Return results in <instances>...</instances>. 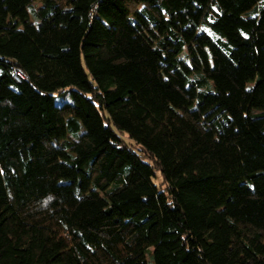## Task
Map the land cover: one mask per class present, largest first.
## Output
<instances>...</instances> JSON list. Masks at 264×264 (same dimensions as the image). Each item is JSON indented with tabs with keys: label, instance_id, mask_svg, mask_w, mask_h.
<instances>
[{
	"label": "trees",
	"instance_id": "obj_1",
	"mask_svg": "<svg viewBox=\"0 0 264 264\" xmlns=\"http://www.w3.org/2000/svg\"><path fill=\"white\" fill-rule=\"evenodd\" d=\"M0 264H264V0H0Z\"/></svg>",
	"mask_w": 264,
	"mask_h": 264
},
{
	"label": "rangeland",
	"instance_id": "obj_2",
	"mask_svg": "<svg viewBox=\"0 0 264 264\" xmlns=\"http://www.w3.org/2000/svg\"><path fill=\"white\" fill-rule=\"evenodd\" d=\"M40 3L39 2H36V3H34V5H33V8H34V10H37L38 9V7H40ZM31 21L32 22H35V19H34V16L33 15H31ZM64 101H69V96H68V94L67 93H65V94H63L62 95V97H57V96H55V103L57 104V105H60V104H62ZM117 132V131H116ZM118 133V132H117ZM119 135L128 143V144H130L129 142H131L128 138H127V136H126V134H124V133H119ZM147 161V160H146ZM147 162H149V161H147ZM153 182L156 184V185H159L160 183H162V177H161V175H160V173L158 172V171H156L155 172V178H154V180H153Z\"/></svg>",
	"mask_w": 264,
	"mask_h": 264
},
{
	"label": "built area",
	"instance_id": "obj_3",
	"mask_svg": "<svg viewBox=\"0 0 264 264\" xmlns=\"http://www.w3.org/2000/svg\"><path fill=\"white\" fill-rule=\"evenodd\" d=\"M13 78H14L15 81L20 82V80H21L22 78H24V75H23L22 71H20V70L18 69V70H16V72L13 74Z\"/></svg>",
	"mask_w": 264,
	"mask_h": 264
}]
</instances>
